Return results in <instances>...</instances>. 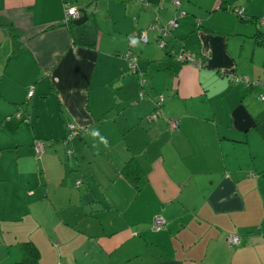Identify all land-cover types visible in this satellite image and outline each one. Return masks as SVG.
I'll list each match as a JSON object with an SVG mask.
<instances>
[{
  "label": "crops",
  "instance_id": "0c3cea01",
  "mask_svg": "<svg viewBox=\"0 0 264 264\" xmlns=\"http://www.w3.org/2000/svg\"><path fill=\"white\" fill-rule=\"evenodd\" d=\"M93 1L87 24L64 25L65 4ZM174 1L0 0V264L18 263L24 242L39 264H264V89L231 80L264 82V33L238 22L246 10L231 1ZM243 1L263 2L251 14L264 15V0ZM173 17L165 48L149 30L130 72V35ZM52 96L59 123L42 130L38 101ZM67 122L88 130L71 155ZM36 138L49 147L39 170L5 167L6 151L31 160ZM129 160L146 174L139 190L120 172ZM156 216L166 224L153 231Z\"/></svg>",
  "mask_w": 264,
  "mask_h": 264
},
{
  "label": "built area",
  "instance_id": "2783aa9c",
  "mask_svg": "<svg viewBox=\"0 0 264 264\" xmlns=\"http://www.w3.org/2000/svg\"><path fill=\"white\" fill-rule=\"evenodd\" d=\"M173 4L176 7H178L180 5V1L175 0L173 2ZM232 8H234V12H236L237 15L242 16L241 14L243 13V10H241L240 8H237L235 6H233ZM70 9H75V12L74 13L70 12ZM79 9L80 8H77L76 6H71L70 4H65L64 5L63 23L69 24L73 20L79 18L80 17ZM183 15H184V13L181 12L180 16H183ZM257 23L259 25H264V18H261L260 20H258ZM177 26H178V21H177V18L175 17V18L170 19L166 23V25H164L162 27L157 26V25H150L146 29L134 31L129 37L128 51L126 53V58L128 60V70L130 72H134V73L136 72L137 55H136V53L133 52V50L137 45H146L149 43V38L147 35L149 30H154L157 32L156 44H157L159 49L163 50L166 46V39L171 36L172 29L176 28ZM133 41H135V43H133ZM179 60L181 62L189 63L195 67H198V68H200L202 66V60L194 57L191 53H189L187 51H183L181 53V55L179 56ZM231 80L234 82H239V83L243 84L246 88H254V87L259 86V87H262L264 89V82L250 80L248 77H238V76L233 75ZM30 95H31V93H30ZM162 103H163V97H159L156 101V104H155V110L152 112L150 118L156 119V118L161 117ZM16 118L22 119L19 114H16ZM22 121L29 122V118L25 117L22 119ZM167 124H168L169 130L174 131V130H177V128H178V121L177 120H172V119L168 120ZM69 130L71 132L69 135L70 137L68 136L64 139L65 143L71 141L74 137H81L83 135V133L85 132L84 129L79 128V127L75 126L74 124H69ZM72 132H74L75 135L72 134ZM46 145H47V143L43 140L35 141L34 142L35 153L41 154L46 149ZM80 183H81L80 180H78L76 182V185H79ZM165 224H166V222L161 216H156L153 219V222L151 225V230L158 231ZM227 242H228V244H230L232 246H239L240 245V240L237 237H234V238L230 237L227 239Z\"/></svg>",
  "mask_w": 264,
  "mask_h": 264
},
{
  "label": "rangeland",
  "instance_id": "374dc122",
  "mask_svg": "<svg viewBox=\"0 0 264 264\" xmlns=\"http://www.w3.org/2000/svg\"><path fill=\"white\" fill-rule=\"evenodd\" d=\"M228 1H231V4H235L237 6H240L242 8H244L246 10V13H245V16H246V19L243 21L242 24H248V25H252L253 28H254V34L255 32H257L258 30L262 33H264V25L260 27V29H257V24L253 23L250 21V19L252 18V16H254L253 14H251V12H255L259 13V11H262V7H263V2H261V0L259 1L260 4H256L254 6H249L248 4L244 3L243 0H228ZM234 2V3H232ZM253 4V2H252ZM249 9H248V7ZM182 11L179 12V14L181 13ZM236 16V15H235ZM261 18H264V15L261 17ZM235 20L238 18H234ZM238 22H241V20ZM247 30L249 32H251V28H247ZM152 32V31H150ZM140 45H137L135 48H134V52L136 51L137 48H139ZM32 96L29 97V99L31 98ZM38 108H41V115H42V121H40L39 123V128L42 129V130H49V126L51 124H54L55 121L56 123H59L57 121V118H58V113H57V100L54 96H52L51 98H41L39 101H38ZM29 118V117H28ZM29 122H30V118H29ZM29 122H25V121H22L21 123L23 124H20V129H27V127H30V126H27V125H24L25 124H28ZM31 123V122H30ZM69 124H74L72 122H67L66 123V128H65V134H64V139L66 137H68L70 135V130H69ZM75 126H77L76 124H74ZM78 127V126H77ZM31 128V127H30ZM85 130V132L83 133V135H85L86 133L88 134V130L86 128H82ZM72 134H74V132H72ZM40 135V134H39ZM75 135V134H74ZM82 135V136H83ZM70 137V136H69ZM18 138L21 140L20 143H28L29 139L31 138V131L29 133L28 130H20V132L18 133ZM80 137H74L71 141L65 143L64 146L68 147L67 150H65V152H67L68 155H71L72 154V147H74V145L76 144V139H78ZM17 139V138H16ZM38 138L34 139L33 142L35 141H39L37 140ZM18 141V140H17ZM14 142L12 143H9V145H12ZM48 145H46V148L49 149V147H47ZM32 148L34 149V143H33V146ZM28 152L26 151L25 148H23L19 154L15 151H6L3 155V158H4V162H5V167H17V166H21V167H28V168H33L35 170H39V161L37 163H35L33 161L34 157L36 158V156L38 157V154H34V156L32 155L31 157V160L28 159ZM0 165H1V160H0Z\"/></svg>",
  "mask_w": 264,
  "mask_h": 264
},
{
  "label": "trees",
  "instance_id": "16d2710c",
  "mask_svg": "<svg viewBox=\"0 0 264 264\" xmlns=\"http://www.w3.org/2000/svg\"><path fill=\"white\" fill-rule=\"evenodd\" d=\"M232 5L236 6L235 4H232ZM233 6H229L228 8H232ZM236 7L241 8L238 6ZM219 9H221V7ZM222 9H227V5L226 4L222 5ZM183 16H180V17H183ZM260 19L261 18H257V20H255V18H251L250 21H253V20L258 21ZM240 20L242 21L243 19H240ZM256 24L259 25L258 23ZM64 25L68 26L71 29L70 23L64 24ZM260 35L262 34L259 31H257L255 37L257 38V36H260ZM262 39H264V34L262 35ZM128 45H129V39H128ZM120 172L122 176H124L128 180V182L131 183L134 186V188L137 190L143 187L145 183L147 182L146 174L140 168L138 163L134 160L127 161L125 165L122 167ZM21 250H22V259L18 263H14V264H39L40 263V252L34 243L32 242L22 243Z\"/></svg>",
  "mask_w": 264,
  "mask_h": 264
},
{
  "label": "water",
  "instance_id": "95a60500",
  "mask_svg": "<svg viewBox=\"0 0 264 264\" xmlns=\"http://www.w3.org/2000/svg\"><path fill=\"white\" fill-rule=\"evenodd\" d=\"M95 11V2H91L89 6L83 7L79 9V13L81 17L74 20V26L79 28L85 24H87L90 21V17L93 15ZM243 20L246 19V16L242 18ZM262 25H257V29H260ZM259 31V30H258Z\"/></svg>",
  "mask_w": 264,
  "mask_h": 264
},
{
  "label": "clouds",
  "instance_id": "9594fccd",
  "mask_svg": "<svg viewBox=\"0 0 264 264\" xmlns=\"http://www.w3.org/2000/svg\"><path fill=\"white\" fill-rule=\"evenodd\" d=\"M70 12L74 13V12H75V9H70ZM133 43H135V41H133ZM91 135H92L93 137H97L99 134H98V132L93 131V132L91 133ZM100 142L103 143V144L105 145V147H107V141H106V139H104L103 137H101V138H100ZM93 147H94V148H97V145H96V144H93Z\"/></svg>",
  "mask_w": 264,
  "mask_h": 264
}]
</instances>
